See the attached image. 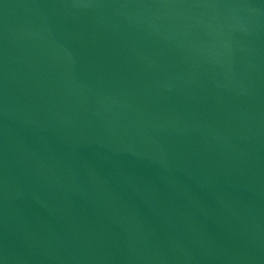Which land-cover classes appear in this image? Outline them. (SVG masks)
<instances>
[{"label": "water", "instance_id": "water-1", "mask_svg": "<svg viewBox=\"0 0 264 264\" xmlns=\"http://www.w3.org/2000/svg\"><path fill=\"white\" fill-rule=\"evenodd\" d=\"M0 264H264V0H0Z\"/></svg>", "mask_w": 264, "mask_h": 264}]
</instances>
